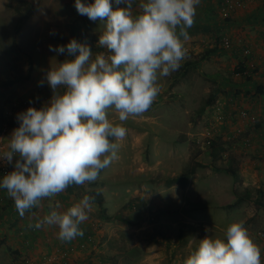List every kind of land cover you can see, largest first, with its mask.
Here are the masks:
<instances>
[{"label":"crops","instance_id":"1","mask_svg":"<svg viewBox=\"0 0 264 264\" xmlns=\"http://www.w3.org/2000/svg\"><path fill=\"white\" fill-rule=\"evenodd\" d=\"M52 1L50 0V3ZM242 1L244 2L243 8L235 9L228 17H223L215 2L201 0L196 10L195 22L191 28L187 29L189 39L183 41L187 49V56L181 64L183 66V73L186 70L184 66L197 65L198 61L207 65V62H210L212 63V67L213 65L215 66L211 73L219 77V80H217L219 87L213 90V93L216 95V102L212 108L206 111L204 119L206 118L209 122L217 123L218 113L227 117L232 113L237 114L240 111H246L250 117L255 119V122L258 121L252 126L250 123L245 125V130L242 125L240 126L243 132H247L250 139H252V144L249 156L242 158L240 165L238 162V171L244 181L243 185L245 187L248 185L256 190L263 189L261 199L264 202V1ZM140 3L141 0H136L133 4L134 14H138L141 11L139 8ZM124 6L121 4L118 7ZM26 15L27 19L22 24L19 32L15 33V37L18 42L16 43L18 56L20 57L18 60L22 65L26 62L27 69L31 63L32 72L28 80H19L7 86L2 90L4 93L0 94V104L4 105L0 106V131L5 132V138L3 139L4 149H6L13 129L19 127V124L14 122L7 129L2 128L1 112L3 107L13 98L36 109L44 106L52 97L53 92L48 87L46 81L43 86H39L38 82L44 80L45 73L50 69L51 64L55 62L59 64L65 60L73 59V57L66 54H57L49 51V45H65L70 39L74 38L79 43L87 44L93 52V56L104 50L98 45L99 37L104 30V20L97 19V21L93 22L86 16L77 14L74 8V0H56V10L53 13L47 9H37L28 12ZM104 19L106 20V18ZM24 35L25 37L22 38ZM223 36L230 37L236 45L248 46L251 49L255 59L256 68L254 70L256 73L252 74L249 82L240 75L235 74V69L240 65L246 70L248 68L245 66V59L238 49L224 50L221 48L219 40ZM181 39L183 40V38ZM20 41L22 43L26 42V44L24 43L25 45L22 46ZM209 49H215L214 53L203 57L204 53ZM191 59L194 61L190 62ZM225 71L232 75L233 84L224 82L223 72ZM163 79H167V77H158V85L163 84ZM225 89L229 93L222 92ZM161 93L160 89L158 95ZM237 128L238 126H232V129H229L231 130V136L235 135ZM112 142L118 145L117 151L120 149V152H117V158L111 162L112 166H116L117 169H114L111 178L108 176L103 177L107 168L102 169L98 178L91 183L86 182L84 187L87 190L97 191L106 205L111 203L109 197L111 196L115 201L112 205L113 208L118 207L120 209L123 205L119 202L118 194H114V191L118 192L120 185L134 184V187L138 185V188L135 189V194L132 195V200L135 196H142V200H140L142 202L139 204L140 210H151L152 208H158L159 205L164 207V226L162 225L163 227L160 228H163L165 236H169V241L172 240L174 243L178 239L181 240V246L183 245L184 249L176 252L177 249L166 247L169 249L168 255L171 261L173 256H178V259L176 257L173 263H169L166 259V252L162 253L159 250H151L147 255V253L145 254L146 245L141 244V250L144 251V254H142L143 258H145L146 262H148V258L149 264H183L184 259L196 246L195 244H192L191 247L189 246L191 239L198 241L205 238V236L224 239L228 226L234 222H238L233 217L237 206L229 208L228 215L224 216L222 215L224 205L221 203L222 198L227 194L224 193L225 191H229V202L232 201L231 192L234 195V191H236V183H234V179L236 178L232 177V179L234 178L232 185H229L227 190L222 184V181L226 179H223L219 173H214L211 169L196 168L194 174L184 182L177 181L178 176L181 175L180 173H172V175L168 176L170 178L165 186L163 203L160 201L161 198H155V191L147 187V184L153 183V180L151 181L150 178L144 175L150 176L151 172H154L155 169L147 167L148 173L136 175V178L131 177L125 172L126 165L123 163L125 153L123 148H121V143L119 144L118 139H112ZM155 151H157L156 148ZM165 153H167V150H165ZM185 153V160L188 163L192 155H190L188 149ZM16 159L17 157L13 158V164ZM237 160L239 161L238 158ZM11 171H13L12 165H10L8 173ZM8 173L1 175V177ZM123 175L131 179L126 183L125 179L120 180L121 182L114 179V176L120 178ZM142 176L146 180H138ZM146 188L148 193L144 192ZM139 190H143L145 194L140 193ZM178 190L182 196V199L179 201L174 198ZM83 196L82 193L68 194L65 190L52 198H44L41 201L40 207L26 211L25 215L21 217L15 209L13 200L7 195V191L0 189V247L5 248V254L0 251L5 257V261L2 264H52L47 262L49 258L53 260H51L53 264H63L56 253V248H61V251L69 256L67 264H89L90 262V264H107V260H104L105 263H102L95 257L98 252L102 251L104 241L118 240L119 235L117 230L111 228L118 225L113 223L116 220L106 221L97 217L98 205L95 202H93L92 209L88 213V219L80 225L84 233L82 237H76L70 241H62L58 238L59 230L55 226H44L39 229L30 227V225L36 223L37 218H41L49 212L50 203L59 202L62 206L60 210L63 211L78 202ZM233 197L234 202L235 196ZM233 202L228 204L230 205ZM104 204L103 207L106 208ZM106 210L111 215L107 208ZM92 213L96 217H91L90 214ZM253 215L248 214V216L242 217V222L253 242L260 247L261 261L264 264V238H257L255 232L252 229L248 230L249 227H247L248 220ZM260 220L262 221L261 225L264 226V217H261ZM94 225L97 227H94ZM134 232L139 237L142 234L144 235L141 227ZM89 235L94 236V243L88 246L86 251L80 250L79 245ZM166 244L169 245L167 242ZM170 244L172 245L171 241ZM117 250L119 257L124 255L125 250L120 252L119 247H117ZM125 256H128V252L127 255L125 253ZM131 256H133V259H136V252ZM158 260L159 262H156Z\"/></svg>","mask_w":264,"mask_h":264},{"label":"clouds","instance_id":"2","mask_svg":"<svg viewBox=\"0 0 264 264\" xmlns=\"http://www.w3.org/2000/svg\"><path fill=\"white\" fill-rule=\"evenodd\" d=\"M135 2L74 0L77 14L93 22L104 20L98 40L104 51L95 56L74 38L49 45V51L73 59L51 64L38 84L46 81L52 97L39 109L18 113L19 127L6 149H0V162L13 167L0 177V189L7 191L21 217L40 207L44 198L95 181L117 158L112 139H123L127 132L108 118L109 111L117 112L121 122L146 112L160 93L158 77L179 70L186 58L183 41L189 39L187 29L201 0H141L138 14L133 12ZM94 200L84 195L63 211L59 202L50 203L49 212L30 227L55 226L62 241L82 237L80 225ZM192 244L196 246L183 264H262L261 249L242 221L229 225L224 239L205 236L191 239Z\"/></svg>","mask_w":264,"mask_h":264},{"label":"rangeland","instance_id":"3","mask_svg":"<svg viewBox=\"0 0 264 264\" xmlns=\"http://www.w3.org/2000/svg\"><path fill=\"white\" fill-rule=\"evenodd\" d=\"M62 7L64 8L63 5ZM37 9H47L49 12L53 13L56 10V0H53L51 3L50 0H0V82L11 78L15 79L23 77L27 72L26 62L22 65L18 60L20 57L18 56V42L15 37L16 34L14 29L17 20L20 18L19 14L26 15L28 12ZM24 37L25 35L22 38ZM24 41H26V39H24ZM24 43L26 44V42ZM24 43L20 41L22 46L25 45ZM193 61L194 60L192 59L190 60V62ZM200 62L201 61H198L197 65L184 66L186 68L185 73H183V66L181 64L179 70L171 73L167 76V79H163V84L159 85L162 93L157 96L151 107L143 114L139 116H130L128 120L123 122L119 121L118 113L114 110H110L108 114V118L111 121L115 124H121L127 129L126 136L123 139H118V142L119 144L121 143V148H123L125 153L123 161L126 165L125 172L131 177L136 178V175L148 173L147 167L154 168L155 170L154 172H151L150 176L144 174L146 177L150 178L151 181L153 180V183L145 186L150 187L152 191H155V198H161L160 201L163 203V197L165 195L164 190H166L165 186L170 178L168 177L170 174H182L185 170L194 165L195 161L204 163L205 166L203 169H210L208 167L210 164V158L203 151V141L207 139H220L222 141L230 142L232 136L230 134L231 130L229 129H232V126H238V128H241L240 126L242 125L244 128L248 123L252 126L258 122L246 121L242 123L236 117L235 113H232V116L225 117L224 120H217L216 122L218 124L215 122H209L206 118L204 119L206 113L202 118L197 119L196 110L204 100L208 98L209 94L213 93V90H216L219 87L217 81L219 80V77L216 76V74L211 73L215 66L213 65L212 67V63L210 62H207L208 65ZM223 76L225 78L224 82L231 84L234 83L232 75L227 71L223 72ZM5 88L6 87H0V94L4 93L2 90ZM222 92L229 93L226 89ZM12 100L16 99L13 98L10 101ZM0 106L4 105L1 103ZM5 107H3V109ZM243 133L244 137H249L247 132ZM182 139L186 140L182 141ZM248 139L250 142L249 146H244L238 140L229 148V153L235 155L239 159V165L242 158H247L249 156L252 139H250V137ZM155 148L157 151H155ZM187 149L190 155L195 157V159L190 157L188 163H186V157L184 156L186 155L185 151ZM165 150H167V153H165ZM117 152H120V149H118ZM215 164L217 166H224L225 157L218 160ZM114 169H117V167L110 164L103 177L108 176L111 178ZM214 173H219L223 179H226L222 181V184L228 190L229 185H232L234 178L232 179V177L222 172L214 171ZM114 179L119 182H121L120 180L125 179L126 183L131 178L129 179L126 175H123L120 178L114 176ZM138 180L144 181L146 179L142 176ZM234 180L237 192L243 193L249 191L252 194H255V188L248 185L245 187L243 185L244 181L242 177H237ZM133 185L134 184L120 185L119 191H114V194H118L119 202L123 205L122 208H113L112 205L115 201L111 196H109L111 203L107 205L104 204L111 215L124 216L127 219V222H113L118 226H113L111 228L117 230L120 238L118 237V240L113 241H104L102 251H100V253L98 252L95 258L102 263H105L104 260H107V264H133L135 261V264H149L150 262L148 258V262L143 258L142 254H144V251L141 250L142 244L146 245L145 248H147L145 254L147 253L148 255L151 250H159L162 251V253L166 252V259L169 263H173L176 257L178 259V256H173L171 261L168 255L169 249L166 247H173L174 249H177L176 252L181 251V249H184L183 245L181 246V240L178 239L174 243L170 240L172 243L171 245L169 236H165L163 228H160L164 226L163 217L165 216L164 207L162 205H159L158 208H152L147 211L145 209H139V204L142 202L140 201L142 200V196H135L136 198L134 197L132 200V195L135 194V189L138 188V185L136 187ZM139 192L148 193V190L146 188L144 192L143 190H139ZM224 193L227 194L222 198L221 202L224 205L222 208V215L226 216L229 212V208H227L229 205L228 203L233 202V196H235V194L233 195L231 192L232 201L229 202V191H225ZM174 198L177 201L182 199L179 190L176 195H174ZM129 203H132V205L130 206ZM99 208L100 207L97 206V213L99 212ZM248 214H254L253 217L248 220V230L252 229L257 238H264V226L261 225L262 221L260 220L261 217H264V212L257 209L252 202L243 201V203H240L239 206H237L236 212L233 213V217H235L236 221L241 222L243 221L242 217L248 216ZM90 215L93 218L96 217L94 213ZM94 227L97 226L94 225ZM139 227L144 231L142 232L144 235L142 234L140 237L134 232ZM94 240L93 236V243ZM166 242L169 243V245H167ZM135 245L136 247H134ZM117 247H119L120 252L125 250L126 255L128 252V256H125L124 253V255L119 257ZM87 249L88 248L80 250L86 251ZM132 249H135L136 251V259H133V256L129 255ZM55 250L57 253V250L62 249L56 248ZM126 250L128 251L126 252ZM0 251L4 252L5 248L0 247ZM68 259L69 256H66L65 260L61 262L67 264ZM49 260L50 258L47 259V262L53 264V260ZM3 261H5V257L3 256V253H0V264H2ZM156 262H159V260Z\"/></svg>","mask_w":264,"mask_h":264},{"label":"trees","instance_id":"4","mask_svg":"<svg viewBox=\"0 0 264 264\" xmlns=\"http://www.w3.org/2000/svg\"><path fill=\"white\" fill-rule=\"evenodd\" d=\"M20 18L17 20V24L15 26V33L19 32L22 24L25 22V20L27 19V15H21L19 14ZM215 49H209L207 50L203 57H207L210 54L214 53ZM248 70L244 69L242 67V65H240L239 67H237L235 69V74L240 75L242 78H244L246 81H250L249 77L244 76L245 72H247ZM252 73L251 74H255L256 71L255 70H251ZM32 72V64L30 63L26 72V75H24L23 77H19L16 79H9V80H4L0 82V87H7L10 86L16 82H18L19 80H28L30 75ZM216 102V95L214 93H210L208 98L204 100V102L199 106V108L196 110V116L197 119L202 118V116L206 113V111L210 108H212L214 106ZM3 110L1 112V120L2 123L3 122V116H2ZM14 122H16L15 118H13L9 123V125L14 124ZM17 123V122H16ZM241 137L238 138H234L233 140L229 141H222L220 139H207L204 142V146H203V151L209 156L210 158V164L208 165V167L215 171V172H222L226 175H229L231 177L237 178L240 177L239 171H238V160L236 158L235 155L230 154L229 153V148L231 145L234 144V142L236 141H240ZM186 139H182V141H184ZM235 142V143H236ZM241 142V141H240ZM225 157V165L224 166H217L215 163L218 160H221ZM191 158L195 159L194 156H191ZM205 164L201 163V162H196L194 163V165H192L189 169L185 170L180 177H178L177 181H182L184 182L185 180H187L191 175L194 174L195 169L196 168H201L204 167ZM66 193L68 194H74V193H82L83 195H91L95 197L94 202H96L98 204L99 208V212H98V217L100 219L106 220V221H120V222H126V219L124 216H118V215H109L107 213L106 208L103 207L104 204V200L103 198L97 193V191L94 190H87L84 185H71L66 189ZM235 201L230 204L228 206V208H234L236 206H238L240 203H242L243 201H249L252 202L258 209H261L264 211V202L262 201L261 197L263 195V189H258L255 191V194H252L249 191H245L243 193H239L237 191H235ZM130 206L132 205V203H129ZM135 249H132V251H130L129 255H133V253H135Z\"/></svg>","mask_w":264,"mask_h":264},{"label":"built area","instance_id":"5","mask_svg":"<svg viewBox=\"0 0 264 264\" xmlns=\"http://www.w3.org/2000/svg\"><path fill=\"white\" fill-rule=\"evenodd\" d=\"M211 1L215 2L216 5H218L220 12L223 14V17H228V15L230 13H232L235 9H238V8L241 9L244 7V2L242 0H211ZM261 1H264V0H261ZM219 44H220L221 48L224 50L238 49V51H240L243 58L245 59V66L248 68V71L245 72L244 76L250 78L252 76L251 70H254L256 68L255 59L253 57V53H252L251 49L248 46H241L239 44L238 45L234 44L232 42L231 38L228 36L221 37L219 40ZM28 108H29L28 105L23 104L19 100L10 101L6 105V107L3 109L2 116H3V122L4 123L2 124V128L7 129L8 123L13 118H15V120H16L17 114L27 110ZM230 115H228V117ZM236 117L239 119L240 122H246V121L255 122V119L253 117H250L246 111L238 112L236 114ZM224 118H225L224 115H221L219 113L217 114V119L219 121L224 120ZM16 122H17V120H16ZM243 134L244 133H243L242 128H237L235 135L232 136V140L234 138L241 137V139H240L241 143L244 146H249L250 145V142L248 139L249 137H244ZM4 138H5V132L0 131V149H4V145H3V139ZM204 142L205 141H203L202 146H204ZM9 169H10L9 164H7L5 162H0V177H1V175L8 173ZM92 243H93V236L89 235L86 238V240L79 245V248L82 250H85ZM57 254L60 257L61 261H64L66 256H67V254L61 252V250H57ZM51 260L52 259H50L49 261H51Z\"/></svg>","mask_w":264,"mask_h":264}]
</instances>
